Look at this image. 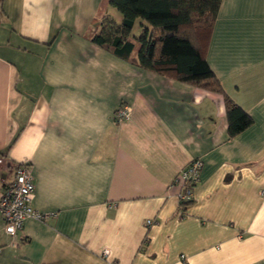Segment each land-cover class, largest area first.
Returning a JSON list of instances; mask_svg holds the SVG:
<instances>
[{
  "label": "crops",
  "instance_id": "crops-1",
  "mask_svg": "<svg viewBox=\"0 0 264 264\" xmlns=\"http://www.w3.org/2000/svg\"><path fill=\"white\" fill-rule=\"evenodd\" d=\"M111 9L0 0V194L29 165L32 208L55 215L15 236L0 219V264H264V0H222L206 48L252 119L232 139L220 94L90 41ZM122 105L130 117L115 123ZM195 159L181 209L173 183Z\"/></svg>",
  "mask_w": 264,
  "mask_h": 264
},
{
  "label": "trees",
  "instance_id": "trees-1",
  "mask_svg": "<svg viewBox=\"0 0 264 264\" xmlns=\"http://www.w3.org/2000/svg\"><path fill=\"white\" fill-rule=\"evenodd\" d=\"M121 20H95L90 41L144 71L200 87L223 97L227 135L234 138L252 119L223 93L206 58L222 0H105ZM139 23L141 32L131 35ZM189 203H180L184 209Z\"/></svg>",
  "mask_w": 264,
  "mask_h": 264
},
{
  "label": "built area",
  "instance_id": "built-area-1",
  "mask_svg": "<svg viewBox=\"0 0 264 264\" xmlns=\"http://www.w3.org/2000/svg\"><path fill=\"white\" fill-rule=\"evenodd\" d=\"M130 114V107L120 106L114 115L115 123L128 120ZM1 163L2 160H0ZM202 166V161L195 159L178 173L173 184L180 189L178 194L180 203L186 204L192 201L193 188L199 182ZM33 193L34 185L29 165H15L13 182L5 185L0 194V219L4 224V232L7 235L15 236L28 219L42 222L55 216L53 214L38 213L32 208ZM147 224L149 225L151 222H147Z\"/></svg>",
  "mask_w": 264,
  "mask_h": 264
},
{
  "label": "rangeland",
  "instance_id": "rangeland-1",
  "mask_svg": "<svg viewBox=\"0 0 264 264\" xmlns=\"http://www.w3.org/2000/svg\"><path fill=\"white\" fill-rule=\"evenodd\" d=\"M109 17H112V20H115V21L116 20L119 21L121 19V16L114 9H111V13ZM140 32H141V29L139 27V23L137 22V24L134 26V28L131 31V35L138 36Z\"/></svg>",
  "mask_w": 264,
  "mask_h": 264
}]
</instances>
